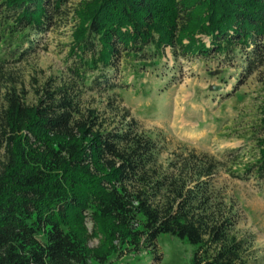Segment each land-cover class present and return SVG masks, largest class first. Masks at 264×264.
I'll return each mask as SVG.
<instances>
[{"label":"trees","instance_id":"16d2710c","mask_svg":"<svg viewBox=\"0 0 264 264\" xmlns=\"http://www.w3.org/2000/svg\"><path fill=\"white\" fill-rule=\"evenodd\" d=\"M70 1L0 0V264H108L124 250L161 264L163 234L192 247L182 264H248L235 204L216 182L221 161L191 150L165 167L137 120L112 125L83 95L124 89L114 80L129 68L120 58L137 78L167 47L237 59L243 81L264 68V0H81L66 79L30 99L3 69L68 17ZM254 136L257 156L229 173L264 181V118Z\"/></svg>","mask_w":264,"mask_h":264},{"label":"rangeland","instance_id":"374dc122","mask_svg":"<svg viewBox=\"0 0 264 264\" xmlns=\"http://www.w3.org/2000/svg\"><path fill=\"white\" fill-rule=\"evenodd\" d=\"M80 1L69 2L68 17L57 20L39 38L33 52L21 60H11L3 69L18 87L26 89L30 99L43 82L66 79L74 59L68 56L76 23L73 9ZM198 36L210 45L207 36ZM125 59L120 58L121 67L129 68H119L114 80L129 86L106 93L89 91L83 95L85 106L96 108L112 125L125 116L137 120L158 142L165 167L177 154L186 155L191 150L206 152L221 161L216 182L224 188L228 201L235 204L239 215L235 231L248 241V264H264V181L229 173L237 161L247 163L258 154L253 133L264 118V68L242 81L238 78L241 64L237 59L229 66L216 52L209 57L177 56L167 47L161 61L148 60L134 78ZM85 225L90 234L89 246L98 247L101 237L90 218ZM159 252L164 257L161 264H182L190 260L192 247L163 234ZM148 255H130L124 250L113 255L108 264H154L150 257L144 258Z\"/></svg>","mask_w":264,"mask_h":264}]
</instances>
